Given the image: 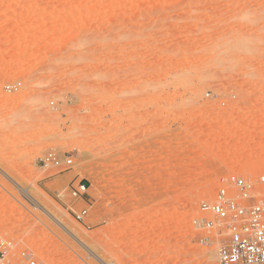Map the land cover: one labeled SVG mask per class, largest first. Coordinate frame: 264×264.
Segmentation results:
<instances>
[{"label":"rangeland","instance_id":"rangeland-1","mask_svg":"<svg viewBox=\"0 0 264 264\" xmlns=\"http://www.w3.org/2000/svg\"><path fill=\"white\" fill-rule=\"evenodd\" d=\"M0 168L15 256L217 264L200 202L264 172V0H0Z\"/></svg>","mask_w":264,"mask_h":264},{"label":"built area","instance_id":"built-area-1","mask_svg":"<svg viewBox=\"0 0 264 264\" xmlns=\"http://www.w3.org/2000/svg\"><path fill=\"white\" fill-rule=\"evenodd\" d=\"M8 91L16 84L5 86ZM43 167L49 165L56 172L70 167L72 159L60 160L52 152L39 159ZM226 185L216 190L212 201L200 202L204 228L213 229L217 237V264H264V172L256 180L242 175L225 178ZM85 183L73 189V197H86ZM80 222L87 215V208H70ZM208 238V237H207ZM16 244L0 233V264H37L32 249L23 248L15 256Z\"/></svg>","mask_w":264,"mask_h":264},{"label":"bare ground","instance_id":"bare-ground-1","mask_svg":"<svg viewBox=\"0 0 264 264\" xmlns=\"http://www.w3.org/2000/svg\"><path fill=\"white\" fill-rule=\"evenodd\" d=\"M126 148H134V146L132 145V144H128L127 146H126ZM146 149V146H141L140 147V151H144ZM0 171H2V172H4L1 168H0ZM42 173V171H38L37 173H36V175H39V174H41ZM9 178V177H8ZM56 179H54V181H55ZM53 184V182L51 181L48 185H52ZM14 185L19 189V190H21L22 192H24L26 195H27V197H28V200L32 203V205L34 206V207H36L37 209H39L42 213H44L46 216H50L59 226H61L63 229H65L66 231H68L69 233H71L72 234V236H74L73 234V231H72V229H68L67 227H65L62 223H61V221H60V219L59 218H57V217H54L51 213H50V211L48 210V208H47V206H45L44 204H42L38 199H36V198H34L33 196H30V193L28 192V189L27 188H25V187H23V186H20V185H18L17 183H15L14 182ZM29 196H30V198H29ZM79 226V225H78ZM74 237H76V236H74ZM76 240L79 242V243H82V239H79V238H77L76 237ZM93 254V253H92ZM207 256H208V259L210 260L212 257H213V253H209V254H207Z\"/></svg>","mask_w":264,"mask_h":264}]
</instances>
